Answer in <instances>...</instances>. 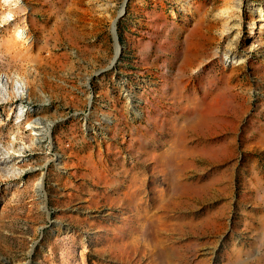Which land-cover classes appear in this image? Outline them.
Wrapping results in <instances>:
<instances>
[{
    "label": "rangeland",
    "instance_id": "obj_1",
    "mask_svg": "<svg viewBox=\"0 0 264 264\" xmlns=\"http://www.w3.org/2000/svg\"><path fill=\"white\" fill-rule=\"evenodd\" d=\"M5 1L0 264H264V0Z\"/></svg>",
    "mask_w": 264,
    "mask_h": 264
},
{
    "label": "bare ground",
    "instance_id": "obj_2",
    "mask_svg": "<svg viewBox=\"0 0 264 264\" xmlns=\"http://www.w3.org/2000/svg\"><path fill=\"white\" fill-rule=\"evenodd\" d=\"M5 2L11 3L10 0H6ZM116 20L114 21V27H113L114 33H115V22H116ZM119 55H120V50H119V45L117 43V55L114 59V62H117L116 60L118 59ZM36 122H38V123L31 124L34 127L33 129L35 130L36 135H44V137L52 135L53 125H54L52 120H49L48 123H45V124L44 123L41 124L42 123L41 121H36ZM36 190L40 196L44 197V195H45V193H44V174L39 176V178L36 182ZM43 208L48 209L46 206V203H44Z\"/></svg>",
    "mask_w": 264,
    "mask_h": 264
},
{
    "label": "water",
    "instance_id": "obj_3",
    "mask_svg": "<svg viewBox=\"0 0 264 264\" xmlns=\"http://www.w3.org/2000/svg\"><path fill=\"white\" fill-rule=\"evenodd\" d=\"M128 1H129V0H126V1H125V4H124V6H123V8H122V10H121V12H120V14H119V16H118L116 22H115V36H116L117 43H118V45H119L120 54H121V52H122V47H121V45H120V41H119L118 30H117V23H118L119 18H120L121 16H123L124 13L126 12V8H127V5H128ZM119 56H120V55H119Z\"/></svg>",
    "mask_w": 264,
    "mask_h": 264
}]
</instances>
